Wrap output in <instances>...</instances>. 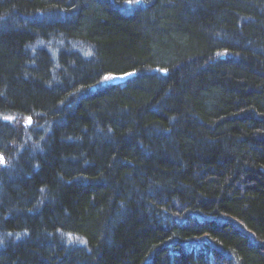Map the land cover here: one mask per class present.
<instances>
[{"label": "trees", "instance_id": "1", "mask_svg": "<svg viewBox=\"0 0 264 264\" xmlns=\"http://www.w3.org/2000/svg\"><path fill=\"white\" fill-rule=\"evenodd\" d=\"M0 264H264V0H0Z\"/></svg>", "mask_w": 264, "mask_h": 264}, {"label": "rangeland", "instance_id": "2", "mask_svg": "<svg viewBox=\"0 0 264 264\" xmlns=\"http://www.w3.org/2000/svg\"><path fill=\"white\" fill-rule=\"evenodd\" d=\"M127 77V75H113V76H110L109 77V80L110 81H121V80H124L125 78Z\"/></svg>", "mask_w": 264, "mask_h": 264}, {"label": "snow or ice", "instance_id": "3", "mask_svg": "<svg viewBox=\"0 0 264 264\" xmlns=\"http://www.w3.org/2000/svg\"><path fill=\"white\" fill-rule=\"evenodd\" d=\"M127 2H128L129 4H131V3H133V0H127ZM137 2H139V0H137ZM106 79H107V77H106Z\"/></svg>", "mask_w": 264, "mask_h": 264}]
</instances>
